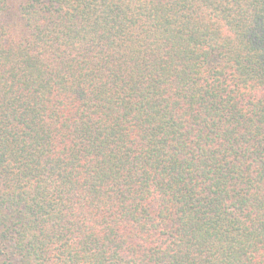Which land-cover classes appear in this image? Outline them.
Masks as SVG:
<instances>
[{
  "label": "trees",
  "instance_id": "1",
  "mask_svg": "<svg viewBox=\"0 0 264 264\" xmlns=\"http://www.w3.org/2000/svg\"><path fill=\"white\" fill-rule=\"evenodd\" d=\"M6 264H264V0H0Z\"/></svg>",
  "mask_w": 264,
  "mask_h": 264
},
{
  "label": "rangeland",
  "instance_id": "2",
  "mask_svg": "<svg viewBox=\"0 0 264 264\" xmlns=\"http://www.w3.org/2000/svg\"><path fill=\"white\" fill-rule=\"evenodd\" d=\"M0 264H6L3 255H0Z\"/></svg>",
  "mask_w": 264,
  "mask_h": 264
}]
</instances>
